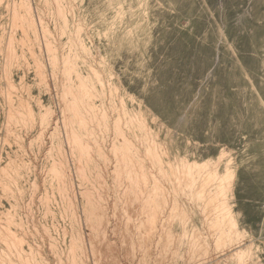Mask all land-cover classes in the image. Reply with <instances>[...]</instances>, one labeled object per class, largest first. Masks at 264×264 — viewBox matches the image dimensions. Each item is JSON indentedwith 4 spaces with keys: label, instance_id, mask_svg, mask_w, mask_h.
<instances>
[{
    "label": "rangeland",
    "instance_id": "obj_1",
    "mask_svg": "<svg viewBox=\"0 0 264 264\" xmlns=\"http://www.w3.org/2000/svg\"><path fill=\"white\" fill-rule=\"evenodd\" d=\"M0 264H264V0H0Z\"/></svg>",
    "mask_w": 264,
    "mask_h": 264
}]
</instances>
